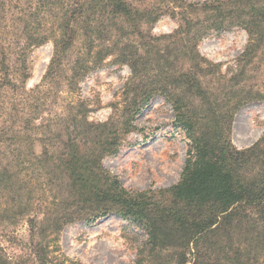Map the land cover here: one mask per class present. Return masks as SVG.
I'll list each match as a JSON object with an SVG mask.
<instances>
[{
  "label": "trees",
  "instance_id": "trees-1",
  "mask_svg": "<svg viewBox=\"0 0 264 264\" xmlns=\"http://www.w3.org/2000/svg\"><path fill=\"white\" fill-rule=\"evenodd\" d=\"M168 14L181 22L168 39L179 41L160 51L150 29ZM234 26L249 35L241 62L264 58V0L200 6L184 0H0V264H64L52 248L62 231L110 214L145 232L136 264H264V136L245 150L230 140L235 113L264 101V91L243 83V69L228 85L213 86L214 66L203 65L197 52L211 30ZM78 40L86 54L72 60ZM49 42L54 54L43 83L29 90L28 53ZM172 53L189 68L176 71ZM109 58L132 72L125 94L133 85L134 95L119 124L89 122L81 109L63 120L69 138L59 141L58 151L44 137L41 155L25 153L38 138L36 118L48 87L65 80L74 89ZM158 95L172 104L190 139L182 177L170 189L128 191L103 160L128 132L126 116L140 114ZM30 170L47 179L45 193L36 194L26 180ZM22 222L29 227L25 244L5 231Z\"/></svg>",
  "mask_w": 264,
  "mask_h": 264
},
{
  "label": "rangeland",
  "instance_id": "rangeland-1",
  "mask_svg": "<svg viewBox=\"0 0 264 264\" xmlns=\"http://www.w3.org/2000/svg\"><path fill=\"white\" fill-rule=\"evenodd\" d=\"M184 1L200 6L219 0ZM180 25L178 17L174 18L169 14L160 17L150 29L156 48L165 51L169 42H178L177 38H168L174 35ZM157 38L162 40H155ZM248 43L247 31L239 26L211 30L200 39L197 45L198 59L202 60L203 65L208 63L214 66L217 75L209 79L213 86L228 85L229 80L243 69L246 71L243 83L254 90L264 91V58L259 55L248 66L241 62ZM53 54L54 47L51 42L29 51L27 58L30 79L27 81V89L42 85ZM85 54V43L78 40L71 59L82 58ZM172 54L176 71H180L182 66L188 67L187 59L174 57L175 54ZM131 78L132 72L128 65H116L114 58H109L100 67L91 70L74 89L65 80L58 86L50 85L47 99L43 97L46 105L36 118V124L41 125L37 131L38 138L31 148L26 146L25 153L30 150L35 155H41L44 151L41 139L44 137H49L46 142L49 149L52 152L58 151L56 147H59V141L66 142L69 138L67 123L63 120L72 112L76 113L81 109H85L89 122L119 124L117 121L123 116L127 102L134 95L130 92L133 85L129 87V93L125 94ZM79 105L84 107L78 109ZM74 107L77 108L73 110ZM1 117V120L5 119ZM126 117H131V126L122 135L118 150L103 160L105 168L118 178L125 189L132 192L160 191L178 184L188 157L190 139L185 130L177 125L172 104L162 95H158L151 99L150 105L140 114L132 116L130 113ZM123 121L120 120L121 130ZM263 136L264 101H254L241 107L233 119L230 135L232 144L239 150H245L254 146ZM7 157L9 155L4 152L1 159L6 161ZM26 180L36 194L47 191L43 186L47 179L39 177L32 170L28 172ZM35 195L34 200L37 199ZM45 197L47 202L52 199L49 193ZM7 228L5 231H8L11 238L14 235L23 244L29 241V227L25 222ZM145 239V232L131 220L110 214L93 221H78L67 226L56 243L52 244V248L57 249L56 255L64 264H136L138 255L145 246ZM3 244L11 253L10 242L3 241Z\"/></svg>",
  "mask_w": 264,
  "mask_h": 264
}]
</instances>
